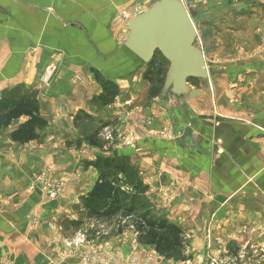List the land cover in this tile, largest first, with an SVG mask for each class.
Wrapping results in <instances>:
<instances>
[{"label":"crops","instance_id":"crops-1","mask_svg":"<svg viewBox=\"0 0 264 264\" xmlns=\"http://www.w3.org/2000/svg\"><path fill=\"white\" fill-rule=\"evenodd\" d=\"M156 1L0 0V99L5 92L20 89L39 105H53V116V111H62L56 118L60 124L66 123L69 108L59 105H73V143L78 142L81 132L74 121L83 117L80 112L88 113V105L102 94L95 79L100 76L120 82L143 66L121 44L126 32L123 13L136 6L150 7ZM255 90L253 97L259 94ZM187 104L198 118H191L192 124L190 119H178L177 137L163 110L171 140L144 138L134 149L117 152L134 167V183L144 189L140 195L151 212L186 230L189 245L182 260L167 259L152 246L138 244L132 231L114 235L105 246L89 245L116 259L110 264H209L226 255L257 251L264 257V105H253L260 113L246 114L251 118L244 122L204 114L201 108L208 110L209 105ZM40 111L51 124V116ZM155 121L159 126L161 121ZM1 139L0 260L9 264H81L88 248L73 247L71 255L60 258L50 235L64 237L50 227L66 217V206L75 207L91 192L97 179L91 168L86 170L89 175L82 172L80 157L94 150L81 153L73 146V174L77 171L73 204L69 200L61 204L59 199L27 203L28 175L17 178L21 173L18 158L27 156L15 151L19 147L9 140L10 133L5 141ZM44 155L30 154L29 158L45 159ZM6 190L14 200L3 206ZM245 261L256 264L251 255Z\"/></svg>","mask_w":264,"mask_h":264},{"label":"rangeland","instance_id":"rangeland-1","mask_svg":"<svg viewBox=\"0 0 264 264\" xmlns=\"http://www.w3.org/2000/svg\"><path fill=\"white\" fill-rule=\"evenodd\" d=\"M181 1L186 8L198 15L199 22L195 25L197 31L195 46L202 50L205 61L212 64L213 73L207 82L193 79L188 81L191 90L188 103L209 105L208 110L203 108L201 110L204 114L213 117L226 115L227 117L232 116L231 120L250 122L251 117H246V114L260 113L258 107L253 105H264V93L262 92L264 86V0ZM148 7L144 5L140 8L144 11ZM124 35L121 39L122 46ZM168 68L169 63L157 52L149 64H143L140 72L130 77L126 76L120 82L115 83L98 76L95 79L96 83L102 89L107 87L113 90L112 97H109L107 102H103L97 100V96L94 98V103L88 105L89 114L85 111L80 112L83 117L74 121L76 130L79 129L81 132L78 142L73 143V105H59L69 108L66 123L60 124L56 118H58L57 113H62V111L58 109L56 113L53 111L55 114L53 116L51 112L53 105L38 104L39 116L43 118L40 111L42 109L51 116L52 123L50 124L43 118L47 126L43 131H37V138L29 142L32 144L28 143L27 148L26 144L11 141L12 132L22 125L27 120L26 118L13 120L7 127L0 126L1 140L5 141L10 133L9 140L19 147L15 151L27 156L18 158L21 173L17 177L22 178L28 175L24 191L25 196L29 197L27 203H30L32 199L34 203L36 199L43 203H51L59 199L61 204L68 200L73 204V181H76L73 180V176H77V171L73 174L74 146V149L81 153L88 148L94 150L91 155L80 157L81 168L84 170L82 172H85V175H89L86 170L91 168L89 171L94 172L97 182L101 171L107 170L110 180L114 179L124 194L129 197L134 194L140 196L141 198L137 197V201L142 205L146 203L147 205L144 206L149 207L148 202H143L146 198L140 195L144 193V189L134 186V167L128 158L118 156L115 158L113 152L117 153L124 148L134 149L136 143L144 138L157 137L165 141L172 139L168 118L158 103V95L163 88ZM122 85L125 87L122 88ZM252 89H257L258 91H255L259 94L253 97ZM116 97L119 99L114 102ZM126 98L128 99L124 103ZM120 102L122 106L117 105ZM155 119L161 121L159 126ZM37 153L45 154L42 156L45 159L29 158L30 154L37 155ZM93 153L97 155L94 156ZM4 194L2 195L3 206L14 200L9 198L8 190L4 191ZM82 198L75 207L66 206L68 210L67 214H64L66 217H63L60 223L51 224L50 229L58 230L64 237L56 239L52 238L53 234L50 235L53 240L51 244L53 243L60 258L71 255L73 247L105 246L107 242L113 240L114 235L134 232L131 220L121 219L119 214L108 221L86 215L85 210L79 207ZM76 206H78L77 210ZM137 208L142 211L139 205ZM73 212L75 219H73ZM71 223L76 226L70 225ZM246 247L250 249L251 245L248 244ZM250 255L254 257L256 264H264V257L258 251L253 254L242 252L236 255H226L225 258L213 259L211 262L246 264L245 259ZM110 257L108 258L105 250L88 248L84 251L80 262L81 264H89V262L110 264L116 260ZM174 260H182V257H175ZM0 261V264H9L8 260L1 259Z\"/></svg>","mask_w":264,"mask_h":264},{"label":"water","instance_id":"water-1","mask_svg":"<svg viewBox=\"0 0 264 264\" xmlns=\"http://www.w3.org/2000/svg\"><path fill=\"white\" fill-rule=\"evenodd\" d=\"M124 22L127 36L123 47L127 51L143 64H149L157 52L169 63L158 103L167 113L177 137L178 119H190L192 124L191 120L198 118L187 104L188 81L207 82L213 74L212 64L205 61L202 50L195 46L198 15L181 0H157Z\"/></svg>","mask_w":264,"mask_h":264},{"label":"trees","instance_id":"trees-1","mask_svg":"<svg viewBox=\"0 0 264 264\" xmlns=\"http://www.w3.org/2000/svg\"><path fill=\"white\" fill-rule=\"evenodd\" d=\"M112 93L113 90L104 87L97 100L107 102ZM22 117L27 120L12 132L11 141L24 145L34 141L37 131H43L47 122L39 116L38 102L33 97L23 95L20 89L5 92L0 101V126L7 127L13 120ZM113 155L117 158L118 153ZM108 173L107 170L101 171L91 192L80 200L79 207L85 210L86 215L108 221L119 214L121 219L131 220L138 243L152 246L157 254L167 259L182 257L189 245L186 230L153 214L150 207L144 206L146 203L142 205L137 201L140 196L134 194L129 197L124 194L116 181L110 180ZM134 186H138V183H134ZM138 205L142 211L137 208ZM70 225L76 226L73 223Z\"/></svg>","mask_w":264,"mask_h":264},{"label":"built area","instance_id":"built-area-1","mask_svg":"<svg viewBox=\"0 0 264 264\" xmlns=\"http://www.w3.org/2000/svg\"><path fill=\"white\" fill-rule=\"evenodd\" d=\"M142 12H143V11L141 10V8H140L139 6H136V7H134V8L132 9V11L123 13V17H124V18L133 17V16H136V15L142 13ZM124 34H125V36H126L127 31H126ZM125 36H124V37H125ZM124 40H125V38H124ZM210 264H217V263H215V262H211Z\"/></svg>","mask_w":264,"mask_h":264},{"label":"bare ground","instance_id":"bare-ground-1","mask_svg":"<svg viewBox=\"0 0 264 264\" xmlns=\"http://www.w3.org/2000/svg\"><path fill=\"white\" fill-rule=\"evenodd\" d=\"M209 69V68H208ZM208 73H209V70H208Z\"/></svg>","mask_w":264,"mask_h":264}]
</instances>
